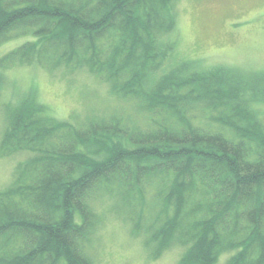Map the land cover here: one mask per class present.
<instances>
[{
	"label": "trees",
	"instance_id": "obj_1",
	"mask_svg": "<svg viewBox=\"0 0 264 264\" xmlns=\"http://www.w3.org/2000/svg\"><path fill=\"white\" fill-rule=\"evenodd\" d=\"M174 26V0H0V44L35 38L0 56V89L8 67L81 65L147 119L168 120L145 131L100 118L78 128L50 118L33 91L5 103L0 156H30L0 191V264H93L101 191L135 212L133 226L149 216L134 232L155 243L152 257L184 245L177 264H214L225 252V264H264V72L187 60L155 80ZM192 110L208 126L193 125ZM148 192L156 209L146 215Z\"/></svg>",
	"mask_w": 264,
	"mask_h": 264
},
{
	"label": "rangeland",
	"instance_id": "obj_2",
	"mask_svg": "<svg viewBox=\"0 0 264 264\" xmlns=\"http://www.w3.org/2000/svg\"><path fill=\"white\" fill-rule=\"evenodd\" d=\"M174 20L175 29L168 37L175 49L155 73V80L187 60L201 69L221 66L245 73L264 72V0H174ZM34 39L31 31L15 33L0 44V56ZM85 67H58L55 71L8 67L0 89V138L7 114L3 105L9 101L16 104L31 91L50 118L70 121L78 128L88 126L92 118L116 121L129 131L152 130L168 121H160L163 115L147 119L146 109L139 110L130 98L111 92L103 79ZM187 117L193 125L208 126L205 116L196 110L189 111ZM28 156L30 152L25 150L0 156V191L11 184L17 164ZM116 198L101 191L93 204L97 226L87 249L93 264H177L186 246L174 245L152 257L155 243H149V235L142 230L134 232L145 227L149 216L133 226L135 212ZM143 200V212L153 213L156 207L151 193H145ZM227 257V252L221 253L214 264H225Z\"/></svg>",
	"mask_w": 264,
	"mask_h": 264
}]
</instances>
